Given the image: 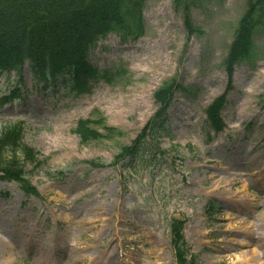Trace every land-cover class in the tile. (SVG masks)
Here are the masks:
<instances>
[{
    "label": "rangeland",
    "instance_id": "obj_1",
    "mask_svg": "<svg viewBox=\"0 0 264 264\" xmlns=\"http://www.w3.org/2000/svg\"><path fill=\"white\" fill-rule=\"evenodd\" d=\"M245 4L145 0L138 36L114 30L89 49L121 74L88 92L45 87L25 65L24 98L0 126L24 119L43 161L25 166L37 193L0 179V264H264V29L231 74L223 62ZM5 76L0 96L17 82ZM173 79L184 88L149 132L153 93ZM221 94L216 128L206 109ZM87 117L100 135L81 141L72 129ZM144 126L138 151L117 158Z\"/></svg>",
    "mask_w": 264,
    "mask_h": 264
},
{
    "label": "trees",
    "instance_id": "obj_2",
    "mask_svg": "<svg viewBox=\"0 0 264 264\" xmlns=\"http://www.w3.org/2000/svg\"><path fill=\"white\" fill-rule=\"evenodd\" d=\"M145 0H0V76L9 79L11 72L24 85L22 71L26 62L43 86L67 87L76 92L90 90L100 80L111 82L119 75L117 68H99L87 59L88 50L101 36L118 31L124 36H138L142 32V8ZM178 4L182 0H175ZM183 3L184 27L189 33L195 28L189 16L190 4ZM257 27L264 29V0H246V7L238 21L235 36L223 62L231 74L233 63L243 57L252 46ZM177 83L165 82L154 92L161 104L147 126L162 122L161 114ZM17 85L10 87V95L0 97V106L11 97L22 98ZM225 94L216 97L207 107L211 124L220 128V110ZM97 120L81 118L73 131L81 141L99 137L92 125ZM218 124V125H217ZM147 126L143 127L145 132ZM150 130V131H151ZM140 133L131 146L123 147L121 156L133 153L140 143ZM140 136V137H139ZM23 122L0 128V179H15L26 191H33L25 176L24 166L36 160L35 150L23 141ZM172 240L180 258L183 245L180 231Z\"/></svg>",
    "mask_w": 264,
    "mask_h": 264
},
{
    "label": "bare ground",
    "instance_id": "obj_3",
    "mask_svg": "<svg viewBox=\"0 0 264 264\" xmlns=\"http://www.w3.org/2000/svg\"><path fill=\"white\" fill-rule=\"evenodd\" d=\"M261 227L263 228V225H262ZM260 239H261L262 241H264V235H263V236H260V237H259V240H260Z\"/></svg>",
    "mask_w": 264,
    "mask_h": 264
}]
</instances>
